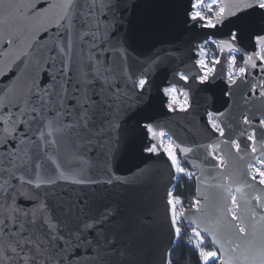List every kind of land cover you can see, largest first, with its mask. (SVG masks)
Segmentation results:
<instances>
[{
	"label": "snow or ice",
	"instance_id": "1",
	"mask_svg": "<svg viewBox=\"0 0 264 264\" xmlns=\"http://www.w3.org/2000/svg\"><path fill=\"white\" fill-rule=\"evenodd\" d=\"M173 32L185 40L155 47ZM165 60L174 66L158 80ZM218 79L228 99L206 112L204 142L158 118L192 115L193 86ZM137 153L168 161L166 246L152 166L117 174ZM185 177L196 184L187 208ZM190 254L264 264V0H0V264H191Z\"/></svg>",
	"mask_w": 264,
	"mask_h": 264
},
{
	"label": "water",
	"instance_id": "2",
	"mask_svg": "<svg viewBox=\"0 0 264 264\" xmlns=\"http://www.w3.org/2000/svg\"><path fill=\"white\" fill-rule=\"evenodd\" d=\"M162 39L165 42L163 44L156 43V48H167L170 45L181 44L185 40V36L180 32H173L165 37H162ZM193 59L194 57L192 56L191 52H186L184 57L185 62L191 64ZM173 66L174 62L165 60L164 64L161 65L157 79H164L165 70H167L168 75H170ZM194 70L195 69L193 68V71ZM223 89V82L219 79L216 80L214 85L210 88H203V86L198 87L194 85L193 99L195 111L192 112V115H187L184 113H167L166 110L161 109L158 114V118L169 121V127H171L176 132V134L181 136L183 139H191V133H189L187 129H193L194 132L196 129H200L199 133H197V139L201 142H204L208 135L203 131V129L206 127V112L223 110V108L226 106L225 101L228 98L223 96ZM193 117L195 118L194 120ZM146 142L147 141H145V143ZM181 158L197 172L196 175H200L199 170L193 167L189 160H185L183 155H181ZM190 159L195 158L191 157ZM196 163L199 164L200 161L197 160ZM145 164L152 166L155 174L154 185L150 190L149 198L151 199L152 204L158 207L160 215L158 225L154 231L158 242L162 246H166L168 244L167 225L163 217V205L165 193L169 187L170 181V169L166 157H164L163 154H161L159 157H154L147 153H137L135 156L125 159L124 163L120 165L117 174L122 176L129 175V169L135 170L137 166L143 167ZM114 192L118 194L116 198L120 203L122 212L125 214L132 212L134 210L131 203L132 198L124 196L120 188L114 189ZM185 224L188 226L187 222H185Z\"/></svg>",
	"mask_w": 264,
	"mask_h": 264
},
{
	"label": "trees",
	"instance_id": "3",
	"mask_svg": "<svg viewBox=\"0 0 264 264\" xmlns=\"http://www.w3.org/2000/svg\"><path fill=\"white\" fill-rule=\"evenodd\" d=\"M181 159V163L182 166H184L186 169H188L189 171L195 172V174H197V172L191 168L180 156ZM195 181L194 180H188L186 177L180 180V183L178 185V190H179V194H181L184 197V207L187 208L188 207V201L195 195ZM183 227L190 232V228L184 223ZM191 264H196V256L194 254H190L187 257Z\"/></svg>",
	"mask_w": 264,
	"mask_h": 264
}]
</instances>
